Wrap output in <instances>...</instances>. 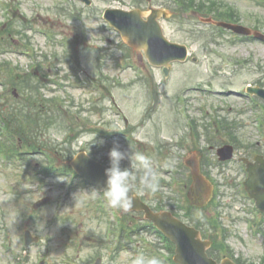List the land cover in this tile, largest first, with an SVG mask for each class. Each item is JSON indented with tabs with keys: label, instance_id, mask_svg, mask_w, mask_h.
Returning <instances> with one entry per match:
<instances>
[{
	"label": "rangeland",
	"instance_id": "374dc122",
	"mask_svg": "<svg viewBox=\"0 0 264 264\" xmlns=\"http://www.w3.org/2000/svg\"><path fill=\"white\" fill-rule=\"evenodd\" d=\"M153 1L156 5L173 2V0ZM218 1L226 2L231 6L237 7L242 14V24L245 26L254 28L258 27L259 22H264V7L255 6L252 0ZM0 2L9 6L11 15H13L14 8L19 7V13L14 15L17 18L14 20V23L16 22L21 29H24V25L26 24L31 25L33 30L31 29L30 31L28 29L25 37L30 39L31 44L37 50V63L33 65L31 59L25 55H19L21 51H24L20 49L22 41L16 39L15 44L17 47L8 49V52L1 54L0 64L6 61L11 63L13 67H19V72L22 73L20 76L33 72L36 73L37 69H35V66L38 64L43 65V73L46 75V78L43 80L44 85L41 87L43 99L45 101L54 99L61 104V107L59 106L61 114L59 115L58 113L55 115L57 119L56 125L42 127V132H38L41 144L44 143V146H51V148H56L58 151H66L72 148L78 152L82 148L88 149L87 144L90 140V135L87 131H89L90 120L92 118L95 120L104 119L101 115L93 117L92 113L93 98L98 96H95L97 94L94 93L90 83H92L93 77L100 76V66H102L107 76L119 78L120 82H122V85H112V88L120 99L123 109L130 116L132 123L135 126L137 125L139 115L141 116L145 108L149 107L146 98L148 92H151L147 85L137 83V75L131 69L123 71L118 68L125 63L136 65L137 59L135 54L128 50L122 42L120 36L106 26L101 19V15L107 9L119 8L131 10L141 8V4L142 9L147 10L145 3H142L141 0H91L92 5L86 7L82 3V0H0ZM4 15L5 13L0 8V25L7 21V19H4ZM77 15L82 17V20ZM186 20L187 22L183 24L181 18L174 15L170 20L163 22L165 25V33L171 40L190 46L191 52L198 57L201 64L192 65L188 63L184 66L175 65L174 72L168 79V84L163 86L156 85L157 89L159 86L160 93L169 95L168 98L160 101L161 107L164 109V112L162 111L160 114L165 119V132H162L161 135L169 139L170 143L174 145L173 152L175 154L181 151L176 145L180 144L182 140H186L187 144L192 146V138L185 128V118L179 114V106L177 105V101H175L178 94L187 93L189 100L187 114L191 119L198 121L197 125L200 126V132H203V126H210L212 124L211 118L209 117H213L214 120L218 117L234 119L240 112L246 110L245 114L238 119L244 121L243 124L250 125L251 130L256 135L255 139H260L253 129L252 121H256L258 116L261 117L264 109L258 107L255 111H251L245 105L247 101L244 98H240L238 95H233L232 93L227 94V92L233 91L239 93L247 84L258 85L259 82L264 83V43L249 42L242 44L239 42L233 45L230 43V41L234 40L232 36L222 34L221 39L220 35L217 34L218 41L216 43L211 42L206 44V41H196L192 38L190 33L192 27L204 33H215V31L202 27L198 22L193 20L191 14H188ZM35 30L39 33L36 34ZM45 31L49 32L53 36V39L43 34ZM261 31H264V28ZM250 55L253 58L245 69L242 67V63L248 60V56ZM77 60L81 64L80 67L77 66ZM236 61L241 62L240 67L235 63ZM222 66L224 68L222 72L218 76H215L212 73V69L222 68ZM74 70L79 72L78 77H74ZM249 70L253 74L249 73ZM150 72L152 71L147 66L143 68L145 77L147 75L151 77ZM153 73L157 82H159L162 75L157 72ZM36 74H40V71ZM77 78L80 82L83 81L85 85L82 86L78 83ZM59 84H62V87ZM70 84H74L75 87H70ZM198 88L205 90L213 89L217 93H202ZM18 93L21 95V99H24L25 94L19 91ZM1 96H7V98L6 100L0 98V105L4 106L6 101H9L10 104L15 103L12 99V94H7V87L3 85L2 80H0ZM44 104L47 107V104ZM174 120H176L175 125L172 124ZM66 123L69 126L72 125L77 128L78 132H83L80 137L70 142V144L63 143L64 141H68L64 139L66 134L63 132L67 128ZM59 124L61 125L59 126ZM94 125L95 122H93ZM61 126L64 128L63 130H61ZM50 129L55 130L56 135L59 137L58 139H53L50 136ZM0 134V136L6 135V133L3 134L2 132ZM1 139L6 141L5 138L1 137ZM14 141L16 140L14 139ZM115 141L121 144L119 139ZM20 152L31 151L21 150ZM55 153L58 152L46 149L42 155H25L23 160L25 163L29 160L31 165L30 169L35 168L36 170H40L51 161L48 159V155L52 156ZM178 164L180 162L176 160L174 163H171V166L177 168ZM10 169L15 173L24 171V168L18 170L15 167H10ZM5 174V169L0 167V220L5 227L17 232V246H20L18 234L20 228H24L25 226L23 223L27 215H30V213L32 215L33 205L45 196L54 199L51 196L55 194L46 190L43 191V187H41L38 193H33L31 190L35 188V185L30 184L26 180L21 182V187L27 190V194L22 198H18L9 188L11 178L9 177L7 179ZM160 178L162 177L159 175ZM171 178L172 176H165L163 179L168 184H171ZM185 182L186 178L181 177L179 181L180 185H177L175 181L169 188L158 189L156 192L159 198L164 199L168 195L177 193H174L171 189V187L176 186L177 190L182 189L181 194L184 196L183 184ZM219 201L228 203L229 200L228 198H224L223 200L220 198ZM53 210L54 204L42 210L37 216H34L28 226H33L34 231H46L45 229L41 230L38 228V225L46 227V222L52 219ZM209 211L211 214L216 213L213 207L209 208ZM74 212L76 210L71 211L70 208H66L63 212V217ZM223 214L225 226L230 230L227 240L228 245L234 252L237 251L240 254L255 259L259 258L264 252V248L260 245L259 240H253L250 236H247L249 233L245 229V223H232L238 216L233 203L228 204V208L223 210ZM43 216L47 217L44 222ZM245 217L248 216L245 215ZM85 220L86 217L82 216L73 223L74 226L69 228V230L78 229L77 224L80 221L85 222ZM86 225L88 228H85L84 236L88 235L90 230L93 231L94 229L90 228L88 223ZM47 228L51 227L49 226ZM235 232H238V234ZM149 237L151 240H155L154 243L159 242L158 237ZM239 238L242 240L245 239V243ZM63 243L64 240H61L57 235V238L50 246L57 253L61 251L60 246ZM40 249L39 246L29 251L32 259L31 264H35L36 256L40 254ZM138 253L140 252H136L135 250L128 251L127 255L124 254L121 257L119 263L131 264L132 259Z\"/></svg>",
	"mask_w": 264,
	"mask_h": 264
},
{
	"label": "clouds",
	"instance_id": "9594fccd",
	"mask_svg": "<svg viewBox=\"0 0 264 264\" xmlns=\"http://www.w3.org/2000/svg\"><path fill=\"white\" fill-rule=\"evenodd\" d=\"M49 134L53 139L59 138L54 129H50ZM93 143L103 146L104 141H96L95 135ZM108 156L109 167L105 169V186L103 190L93 189V197H95L96 193H102L107 206L128 211L132 207L131 193L134 185L138 184L141 189L150 192L158 190L159 173L148 156L133 149L131 151L122 150L118 141L113 142ZM124 160L130 161V167L121 166V162ZM74 199L76 204L80 202L79 193L74 194ZM38 228L42 230L43 225H38ZM131 264H161V260L156 256L140 252L135 255Z\"/></svg>",
	"mask_w": 264,
	"mask_h": 264
},
{
	"label": "water",
	"instance_id": "95a60500",
	"mask_svg": "<svg viewBox=\"0 0 264 264\" xmlns=\"http://www.w3.org/2000/svg\"><path fill=\"white\" fill-rule=\"evenodd\" d=\"M115 16H121L122 19H127L130 22H139V14L137 12L129 14H123L119 12L109 13L108 19L116 26L118 29H122L123 26L117 21ZM156 14L152 16L153 22L150 27H139L141 31V36L143 39H139L134 36L128 35L129 41L135 44L137 48H145L147 51V56L155 64L167 63L171 60L184 59V51L181 52L180 48L175 45L167 43L160 35L154 19ZM230 28V27H229ZM237 31L244 32L243 29L234 28ZM183 50V49H182ZM160 227L171 237L179 246V257L178 261L182 264H211L202 252L195 251L194 248L197 247L198 242H195V233L193 231L185 229L183 226L179 225L172 219H168L165 223H160ZM186 231V233L182 232ZM182 232V233H180ZM191 233V234H189ZM184 237L182 239L180 237ZM202 250V249H200ZM185 258H188L185 259Z\"/></svg>",
	"mask_w": 264,
	"mask_h": 264
}]
</instances>
